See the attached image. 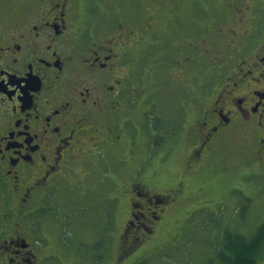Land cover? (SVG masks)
Instances as JSON below:
<instances>
[{
    "label": "flooded vegetation",
    "instance_id": "flooded-vegetation-1",
    "mask_svg": "<svg viewBox=\"0 0 264 264\" xmlns=\"http://www.w3.org/2000/svg\"><path fill=\"white\" fill-rule=\"evenodd\" d=\"M13 1L8 14L0 7V264L47 261L52 245L43 232L58 228L47 212L55 191H64L66 216L103 213L100 175L106 156L116 155L121 138H130L123 129L134 124L132 104L147 103L143 93L149 88L152 98L156 88L154 76L144 73L153 69L146 67L147 60L163 63L167 52L187 46L191 61L186 73L227 72L217 104L207 109L211 117L203 122L201 144L241 121L257 127L264 152V0H218L217 13L210 8L212 0L173 1L164 30L156 25L159 13L148 2L165 8L168 2L146 0L147 15L134 24L142 15L117 0ZM186 7L187 20L201 40L194 45L183 37V47H172L171 39L165 51L164 31L172 25L179 32ZM203 30L207 34L201 35ZM204 43L211 46L200 51ZM201 94L200 89L193 98L199 100ZM143 147L139 150L145 154ZM82 166L83 175L76 169ZM124 184L129 209L121 225L120 210L114 208L113 222L122 241L148 242L162 223V205L175 202L182 189L173 190V197L152 198L135 176ZM117 190L120 186L110 192ZM75 197L82 204L72 210ZM92 197L96 202L90 204ZM129 251L124 254L134 253Z\"/></svg>",
    "mask_w": 264,
    "mask_h": 264
},
{
    "label": "rangeland",
    "instance_id": "rangeland-1",
    "mask_svg": "<svg viewBox=\"0 0 264 264\" xmlns=\"http://www.w3.org/2000/svg\"><path fill=\"white\" fill-rule=\"evenodd\" d=\"M173 1L181 0L169 1L166 8L162 4L160 8L157 5L151 6L148 2V8L153 10V13L155 10L159 13L155 22L158 27H163V30L168 19L166 11L173 6L174 3H170ZM217 1L212 0L210 7L216 13ZM117 2L122 8L136 7L133 12L142 16L134 20V24H140L147 15L146 0ZM189 2L190 0H184V4ZM13 3V0H0V7L3 11L6 8L5 13L8 14V5ZM185 10L184 26H177L179 32L176 33V26L172 25L164 31L167 38L165 51L171 39L172 47L182 46L183 37L187 43L194 45L201 40L196 37V31L187 20L188 8ZM0 14L1 17L3 12L0 11ZM207 15L204 13V16ZM205 34L207 32L203 30L201 35ZM224 40L222 38L221 42ZM210 46L211 43H204L199 50L203 51ZM184 49H180L178 53L167 52L164 55L167 59L164 58V62L158 64L154 75L150 69L144 71L154 76L153 87L156 88L152 89V98L149 96V88H146L143 95L147 103L134 115L133 120L137 116L138 126L150 103L157 101L153 106L157 114H150L153 121L151 127L155 126L154 123L157 125V131L155 129L151 134L159 139L158 147L153 145L152 157L147 155L144 142L146 154L138 152L137 159L132 162L129 160L128 164L118 156H106L100 175L107 190L106 196H112L111 189L119 187L122 182H128L132 176L148 183L146 185L152 192V198L155 195L163 197L164 194L173 197V190L182 189L181 194L174 196L175 202L170 200L167 205H162L165 212L161 214L162 223L154 234L155 237H148V242H135V246H132L130 237L124 238L123 242L122 231L114 224L113 215L110 213V209L113 211L114 208L108 204H105V208L110 216H105L111 223L105 224V228H109L104 231V235L96 231L90 233L87 230H78L81 223L75 222L77 215L60 220L62 216L57 214L56 219L54 208L48 205L47 212L52 216L51 221L57 220L58 228L50 227L47 234L43 232L51 240L52 248L47 250L45 257L51 255L42 264H121L130 257L132 250L137 255L124 264H132L142 259H147L150 264H207L221 243V233L224 229L236 228L246 235H252L264 223V152L260 150L263 143L260 141L257 127L250 123L240 124L241 121H238L220 130L203 150L194 151L191 147L194 142L196 146L193 147L199 149L197 139L198 133H202L201 122L206 117H211L207 109L214 108L217 104L214 102L218 89L226 85L227 80L223 84L222 82L227 72L220 75L213 71L205 73L194 70L186 73L185 66H181L174 59L178 58L182 64L189 62V49L187 46ZM216 61V65H219L218 60ZM146 83L150 85L149 81ZM200 89L201 98L195 100L193 97L198 95ZM132 136H138V132ZM100 138L104 136L101 135ZM168 147L169 151L166 153ZM141 160H144V167H140ZM111 165H115L116 169L113 170ZM76 169L82 175L86 170L83 166ZM254 170L262 174L251 173ZM224 193H229L226 198L223 197ZM116 207L120 210L118 220L122 225L129 209L124 196ZM212 213L217 221L210 219L213 218ZM62 226L67 232L62 230ZM112 227L117 230H112ZM97 235L104 237L100 246ZM128 251L129 254H124ZM97 255L101 256L98 262L95 258ZM258 264H264V257Z\"/></svg>",
    "mask_w": 264,
    "mask_h": 264
},
{
    "label": "trees",
    "instance_id": "trees-1",
    "mask_svg": "<svg viewBox=\"0 0 264 264\" xmlns=\"http://www.w3.org/2000/svg\"><path fill=\"white\" fill-rule=\"evenodd\" d=\"M169 1H172V0H161L160 2H168L169 3ZM160 4L161 3H157V4L154 3L153 5L158 6ZM169 13L170 12L168 11V14H167L168 16H170ZM191 56H193V55H191ZM188 59L190 62L191 59L190 58H188ZM189 62L182 65V66H185V71L188 69L187 65ZM146 63H147L146 67L149 66L148 68H153L151 70H154V71L156 70V68L158 66V60H155V59L147 60ZM152 86H153V84H152ZM154 103H157V101H154ZM154 103H152L151 106L147 109V111L142 115L140 123L138 126H137V119H135V120H133L134 124L131 123L129 125V127L128 126L126 127V125H125V128L123 129L124 131H126L125 134L127 136H129L130 138L127 137L126 142H124L121 138V140L118 144V147L116 149V151H117L116 155H114V156L120 157L122 160H124L126 162L125 164H128L129 160H130V162H132V160L134 161L135 159H137L138 152L140 154H142L141 151L139 150V147L144 142H145L146 147H147V155L150 158L152 157L151 154L153 152V145L155 146V148L158 147V141H159L158 137H153V135L151 134V133H153L152 131L155 132V129L157 131V128L155 127L157 125L155 123H154L155 126L151 127V124L153 121L151 120L150 114L152 113L153 116L157 114L155 108L153 107ZM143 105H144V103H133L132 104V107H134L135 114H138L141 111ZM205 120H207V118L204 119L202 122L200 121L201 125H202V133H201V135L198 136V139H197V143H199L198 144L199 149L194 148L196 146V145L194 146V142L192 143V145L190 144L191 147L194 149V151L203 150L204 148H206L209 145V140H208V143L206 145L201 144V142H202L201 140H202L204 133L206 131L205 125L203 124V122ZM207 126H210V125H207ZM137 132H138V136H132V135H135ZM141 135H143V136H141ZM141 137H143L144 139L142 140ZM131 144H132V146H131ZM168 151H169V147L167 148L166 153ZM262 163H263L262 168L264 169V161ZM143 165H144V160H141L140 161V167H144ZM251 173L262 174V173L258 172L257 170H254ZM135 177L137 178V180H139L140 183L142 182V184H148V183H145L142 180H140L137 176H135ZM180 183L183 184L182 181ZM124 185L125 184L122 182V184L120 185V190H117L115 193H113L112 196H106L105 195L107 190H106L105 185H103L102 189H103L104 194H103V197L100 198V201H101V205L103 203L104 210L99 208V210L103 211L102 215L95 216L92 218H90L89 216H85V218H83V219L77 217L78 219L75 222L81 223L78 226V230H82V231L87 230L90 233H92L93 231H96V233L98 232V233H101L104 235V231L107 228H109V227L105 228V224L110 222L109 219L108 218L106 219V216H105V215L110 216L109 211L106 210V208H105V204H108V206H113V208H115L118 205V202L119 203L121 202L122 197L125 196L124 195L125 194L124 189L122 188ZM215 194H218V193H215ZM228 194L229 193H226V194L224 193L223 197L226 198L228 196ZM124 198L129 203L130 197L126 195V197H124ZM67 201L71 202L70 197ZM87 202L90 204L95 203L96 198H94V197H92L91 199L88 198ZM72 203H73L72 210L79 208L82 204V203H80V200L76 197L73 198ZM65 204H66L65 195H64V191L62 189H60L59 191H55L48 198V205H52L55 208V210H53V212H56L55 213L56 219H57V214L62 216V218H60V220L70 219L68 216L72 217V215H76V213H72V214L68 213V216H66L64 214V213H67ZM58 207H60V208L57 211L56 208H58ZM110 213L113 214V211H111V209H110ZM213 215L214 214L212 213L211 216L213 218H210V219L212 221H217L216 219H214L215 216H213ZM86 219H90V220L87 221ZM74 226H76V225H74ZM214 227L218 228L219 225H214ZM62 230L66 231L63 226H62ZM112 230L116 231V229H113V227H112ZM221 234H222L221 243L218 241V244L219 243L220 244L214 250V254H213L214 256H211L209 258V261L207 262V264H258V262L264 257V223L261 224L257 228V230L255 231V233H253L252 235H246V234L240 232V230H238L236 228L233 229L230 227L224 229ZM103 235L102 236L97 235V236H99L97 241L98 240L100 241V244L98 246H100L104 240ZM135 245H136V243L133 242L132 246H135ZM125 253H128V252H125ZM133 254H131L128 259H130V258L132 259ZM49 256H47L45 258L48 260ZM95 258H96V261L98 262L99 258H101V256L99 257L97 255V257H95ZM128 259L124 260L121 264H124ZM132 264H150V262L147 259H142V260L135 261Z\"/></svg>",
    "mask_w": 264,
    "mask_h": 264
},
{
    "label": "bare ground",
    "instance_id": "bare-ground-1",
    "mask_svg": "<svg viewBox=\"0 0 264 264\" xmlns=\"http://www.w3.org/2000/svg\"><path fill=\"white\" fill-rule=\"evenodd\" d=\"M61 186V185H60ZM53 188V187H52Z\"/></svg>",
    "mask_w": 264,
    "mask_h": 264
}]
</instances>
